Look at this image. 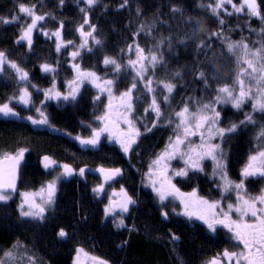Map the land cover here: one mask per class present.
Instances as JSON below:
<instances>
[{
	"label": "trees",
	"instance_id": "16d2710c",
	"mask_svg": "<svg viewBox=\"0 0 264 264\" xmlns=\"http://www.w3.org/2000/svg\"><path fill=\"white\" fill-rule=\"evenodd\" d=\"M212 2L214 0H128L124 4V0H100L88 9L84 0H64L63 5L59 0H0V17H21L16 23H0V51L6 54L5 65H10L7 61L15 62L28 73L29 81L38 87H48L54 79L64 93L68 82L75 77L72 68L75 63L82 70L95 71L104 79L116 80L113 96L117 97L130 87L135 76V71L126 66L129 59H136L135 49L129 51L128 45L136 42L147 54L148 49L157 50L154 45L162 37L173 38L171 51L167 44L158 49L163 52L167 63L163 67L157 66L154 71L150 70L147 75L154 81L153 88L158 99L166 93L162 92V86L156 81L171 80L177 85L168 103L161 100V109L167 113L157 121L154 113L144 111L152 94L146 91L142 82H138L133 92L138 99L134 101L132 118L142 135L127 154L118 145L108 142L96 151L77 146L75 137L89 132L88 127L95 124V118L105 113L108 101V94H101L88 82L81 86L75 102L44 100L41 92L36 94L35 108L29 107L27 114L37 118L34 116L36 108H41L57 132L36 129L29 122L24 124L12 118L0 119V152L14 151L20 147L29 149L21 167L18 190L9 201L0 202V258L7 259L4 253L10 250L13 253L11 259L16 264H28L30 261V264H74L76 249L81 247L109 264H206L230 246L227 241L229 236L225 235L223 228L212 232L204 222L175 212L168 213L167 218L163 217L161 205L153 191L140 186L148 164L164 151L169 137L173 136L175 126L168 123V113L172 114L169 109L172 106L174 110L182 108L190 97L208 102L215 96L218 86L232 83L238 71L236 56L240 55L239 50L236 55L228 54L221 39H209L208 33L221 30V25L208 9L199 8L198 5ZM18 3L34 4L37 14H50L39 22L40 30H34L31 50L25 41L18 42L21 25L31 22L18 12ZM234 3L239 4L240 0H234ZM258 3L264 13V0H258ZM121 4L124 7H120ZM172 6L184 9L183 17L179 13L173 14L170 11ZM226 7L231 11V5ZM81 8L88 11L90 24L96 26L95 35L102 44L95 45L88 38L92 51L79 49L80 56L73 60L71 53L78 50L82 43L77 31L85 15ZM189 17L192 22H185ZM221 18L225 21L223 34L230 40L244 39L251 48L259 47L260 42H264V35H261L264 21L260 18H249L246 13L228 16L223 11ZM197 20L204 31L198 30ZM61 21L64 23L63 41L71 40L74 43L57 52L56 37L50 33L59 27ZM142 24L145 30L134 35ZM152 25L151 35H148V27ZM44 31L49 35H44ZM84 31H90L88 25L84 26ZM181 39H186L184 45L179 43ZM201 40L210 43L211 48L198 52L196 45ZM105 56L115 57L125 67L116 74L111 66L103 64ZM45 63L56 69L52 78L41 73V65ZM213 63L215 72L210 66ZM200 69L217 77L209 80L210 87L207 89L195 78V73ZM176 71L182 72V79H172ZM6 78L16 80L15 76L0 75V103L9 96L6 88L10 86L2 82ZM97 96L99 100L94 99ZM190 106H195V100ZM218 110L221 111V127L239 123L246 112L252 111L251 102L241 110L230 105L218 106ZM254 116L258 121L256 125L243 127L237 134L227 137L226 142L222 143L219 139L214 141L221 143L226 153L228 178L235 182L241 180L240 173L248 157L255 153L258 146L264 145V141L257 139L260 126L264 125V114L255 113ZM153 121H157L155 127H152ZM145 126L152 130L146 132ZM191 140L197 144L200 142L199 137ZM46 155L70 164L76 171L71 178H63L59 182L55 204L47 210L43 221L21 217L18 192L37 189L50 177L42 164V158ZM174 161L173 168H185L183 159L177 157ZM98 166L120 168L122 174L116 181L138 196L137 204L124 217L123 227H117L111 216L105 215L104 200L93 192L94 185L99 182L93 170ZM202 167L203 171H190L187 177L172 176L171 171L169 175L180 190L190 192L196 189L197 195L204 199L216 201L221 198L225 201L228 196L226 193L222 196V188L218 187L222 181L218 175H213L211 160L205 159ZM80 168H85L83 176L79 175ZM244 183L249 188L248 192L254 194L264 186V178H248ZM60 228L68 233L67 237H58ZM173 234L179 239L172 240ZM19 254L24 255L22 260L17 258ZM6 262L10 264L8 260Z\"/></svg>",
	"mask_w": 264,
	"mask_h": 264
},
{
	"label": "snow or ice",
	"instance_id": "6c2138e0",
	"mask_svg": "<svg viewBox=\"0 0 264 264\" xmlns=\"http://www.w3.org/2000/svg\"><path fill=\"white\" fill-rule=\"evenodd\" d=\"M100 0H84V3L91 9L98 4ZM128 0H124V4H127ZM59 3L63 5L64 0H59ZM121 4L120 7H124ZM231 5V11L226 7ZM199 8L208 9L213 16L218 19L221 25V30L212 31L208 33L209 39L212 37L222 40V43L226 45V51L228 54L236 55L239 50L240 55L236 56V63L238 71L231 84L225 83L218 86L215 89V96L208 100V102H202L194 97L189 98V102H186L179 111H175L173 114L178 119L175 128L173 130V136L169 137V143L166 145L163 152L159 153L152 164L149 166V183L153 191L158 196L162 207H166L163 204L169 197L178 199L183 206L182 215L189 219L195 218L205 223L207 228L215 232L218 227L227 229L231 235V239L235 242V246L239 250H232L225 248L222 252L212 257L206 262V264H264V189L260 194L250 196L247 194L244 181L248 178L261 177L264 178V145H260L256 148L255 153L248 157L247 163L241 170V180L234 182L228 178L226 171V153L221 146V143H216L219 139L222 143L226 142V138L233 134H237L239 130L248 125H256L258 121L255 119V113L264 114V42H260L259 47L251 48L249 44L241 39L239 41L230 40L223 34V26L225 21L221 18V11L228 16L233 14L246 13L249 18L256 17L264 21V13H262L261 6L258 0H240V3H234V0H214L212 3L199 4ZM18 12L23 14L25 18L30 19V23L21 25L19 41H25L29 50L33 45V32L39 29V22L44 21L46 16L50 15L37 14L36 5H27L25 3L17 4ZM83 12L84 20L77 28L81 37L82 43L79 45L78 50L73 51L71 56L75 60L80 56L79 49H87L88 52L92 51V48L88 46V38L94 41L95 45H101L102 41L95 35L96 26L90 24L88 18V11L85 8L80 9ZM139 14V9L137 10ZM170 11L173 14L179 13L183 17L184 9L172 6ZM20 15H13L11 18L0 17V23L10 24L20 21ZM187 23L192 22V18L189 17L185 21ZM199 25L198 30L204 31V28L199 20L196 21ZM88 25L90 31L85 32L84 26ZM64 27L63 21L60 22L59 27L51 32L50 35L56 37V51L59 52L61 48L72 45L74 42L69 40L64 42L62 39V29ZM152 27L149 26L147 34L151 35ZM239 27V25H238ZM144 25L142 24L139 31L134 35H139L144 31ZM44 35H49V32L44 31ZM195 31L193 36H195ZM261 35H264V29H261ZM172 37H162L154 45L153 49L146 50L136 42L128 45V50L135 49L136 59H129L127 61V67L132 68L135 71L130 87L121 92L119 97L116 98L118 102L113 104V87L116 84L114 79H104L97 75L95 71L82 70L79 64H73L72 68L75 71V77L70 80V89L67 93H61L55 89V84L49 89L44 90L45 98L48 100L56 99L58 101L75 102L78 94L80 93L81 86L88 82L95 88L99 89L101 93H107L109 97L108 105L104 115L96 117L97 120L103 122V126L98 129H93L91 137L83 139L79 136L76 137L82 145L95 146L99 143L100 136L103 133H108V138L115 140L124 153H129L133 145L137 143L138 138L142 135L139 128L136 126V122L132 118L135 112L134 101L138 97H134L133 92L137 89L138 82H142L146 91L152 94L151 101L148 107L145 108V112H153L157 118V121L163 116L161 109V100L164 103H168L171 94L175 91L177 85L171 80H159L155 83L162 86L163 94L159 99L155 94L153 88V79L148 76L147 73L154 71L157 66L163 67L167 61L163 55V52L158 51L161 46L167 44L169 51L172 49ZM191 39V37H186ZM186 39L179 40L181 45L186 43ZM206 48H211V44L205 40H201L196 45V50L203 51ZM123 51V50H122ZM6 63V54L0 51V71L3 70ZM12 68L16 70L20 81L28 80V73L20 68L15 62L7 61ZM105 66H111L116 74H119L124 65L117 61L115 57L105 56L103 59ZM213 71H216L215 64L210 65ZM43 72H54L55 68L47 63L41 65ZM195 78L205 85L207 89L210 87L209 80L217 79L216 76H210L208 72L203 69L198 70L195 73ZM172 79H182V72L176 71L173 73ZM247 82V83H246ZM35 88V85H32ZM18 99L20 103L24 105H31L32 93L27 87L20 89V95L13 97ZM99 100L100 97L94 98ZM195 100V110L190 106L192 101ZM251 102V112L244 114V119L239 123H230L228 126L221 127V111L218 110V106L230 105L236 110H241L246 103ZM43 104V101H41ZM36 112L39 113L40 119H34L33 117H27L33 124L36 125H48L49 121L47 115L41 108H36ZM0 114L4 117L19 116L8 103L0 104ZM157 121H153L152 127L156 126ZM169 125L172 124V120H168ZM121 124L125 125V128L121 127ZM152 129L145 126V131L150 132ZM199 137V143H193L192 137ZM257 139L264 141V125L260 126V131L257 134ZM29 149L20 147L14 151L0 152V202L6 203L12 198V194L16 191V183L20 175V168L25 158V153ZM181 158L185 162V168L179 171L173 170L172 176L187 177L189 172L203 171L202 162L205 159H211L214 163L213 175H218L222 184L218 187L222 188V195L225 193H236V202L228 203L227 210L225 211L221 207L220 201H209L197 195L196 189H193L190 193H182L175 184L172 183V176L169 175V161L175 158ZM43 166L45 169L53 168L58 164L49 156L42 158ZM62 168V172L53 179L48 181L45 185H42L38 192H23L22 202L18 205V209L21 217L30 218L36 221H43L45 213L49 207L55 203V196L57 190V181L61 176L67 177L73 175L76 171L69 164L59 165ZM153 169H156L154 172ZM79 175L83 176L85 168H80ZM99 171L103 174L104 181L108 182L114 180L116 177L122 174L120 168H100ZM104 190V184L98 185L93 189V192L100 193ZM114 196H120L119 201H114L110 198L109 204L105 207V215L115 213L117 209L120 212L126 213L129 211V206L134 205L136 201L128 195L126 190L121 187L119 193H113ZM40 197V202H37L36 197ZM175 211V209H173ZM237 214L238 218L233 219L232 214ZM161 215L165 218L168 216V212L162 211ZM117 227L124 226V220L120 219L116 225ZM58 237L65 238L68 233L60 228L57 232ZM172 240H178L179 237L172 235ZM126 243V242H125ZM77 256L74 260V264H82L81 254L87 259L91 260L93 264H108L107 261L98 257L89 256L85 253L83 248L76 249ZM4 257L13 258L12 251H6ZM0 264H7V262L0 258Z\"/></svg>",
	"mask_w": 264,
	"mask_h": 264
},
{
	"label": "rangeland",
	"instance_id": "374dc122",
	"mask_svg": "<svg viewBox=\"0 0 264 264\" xmlns=\"http://www.w3.org/2000/svg\"><path fill=\"white\" fill-rule=\"evenodd\" d=\"M11 69H10V71H11V74H17L16 73V70L14 69V68H12L10 65H8ZM42 70V69H41ZM44 73V75H47L48 77H53L55 74H56V69H55V71L54 72H43ZM17 77H18V74H17ZM29 80V79H28ZM53 84H55V89L57 90V91H59V92H61L60 90H59V86H58V84H57V82L53 79V80H51V84L48 86V87H44V88H41V87H38L36 84H35V88H33V87H31V85H34V84H26V85H24L25 87H27L28 88V90L32 93V101H34L35 100V96H36V94H39V92H41L40 93V95H43L44 96V100H46V98H45V95H44V90L45 89H49V88H51L52 86H53ZM95 88V87H94ZM69 89H70V86L69 85H67V89H66V91H64V93H67L68 91H69ZM97 89V88H96ZM97 91H99V89H97ZM100 92V91H99ZM61 93H63V92H61ZM101 93V92H100ZM101 94H107V93H101ZM119 96H117V97H115L114 96V99H113V104H116L117 103V99L116 98H118ZM56 100V99H55ZM107 100L108 101H106V103H107V105H108V102H109V97H107ZM106 105V106H107ZM181 109V108H180ZM180 109H178V110H174V106H172V109L170 108L169 110H170V112H172V114H170V113H168L169 114V119H171L172 120V126L174 127L175 125H176V123H178L179 121H178V119L174 116V112L175 111H179ZM193 110H195V106H193V108H192ZM27 112H30V109H28L27 110ZM153 113V112H152ZM165 113H167V112H165ZM164 112H163V114H165ZM30 115L29 114H27V117H29ZM34 116H36L37 118H34V119H40V115H39V113L38 112H36L35 114H34ZM32 117V116H31ZM155 120H157V118L155 117ZM95 122H97V119L95 118ZM35 126H40V127H48V128H51V129H53L54 130V128H52L50 125H36V124H34ZM92 125H90L89 126V128H91L92 129ZM126 126L125 125H123V127L122 128H125ZM57 130V129H56ZM198 137V136H197ZM192 138H194V137H192ZM118 144V143H117ZM118 146H119V148L121 149V147H120V144H118ZM153 160H155V158L153 159ZM152 160V161H153ZM175 159H173V160H171V161H169L168 163H169V169H168V171L170 172H173V170H175V171H179L180 169H183V167H181V168H173L174 167V165L172 164V163H174L175 161H174ZM211 160V159H210ZM152 161H151V163L150 164H148V167H147V169L144 171V173H143V175H142V183L140 184V186H142V187H145V188H148V189H151L152 191H153V189H152V187H151V185H150V183H149V166L152 164ZM211 162L213 163V161L211 160ZM59 165H62L61 163H58L56 166H54L53 168H49L48 169V174H50V177L45 181V182H43V184L42 185H45L48 181H50V180H53V179H55L58 175H59V173H61L63 170H62V168L61 167H59ZM213 165H214V163H213ZM173 168V169H172ZM153 171L155 172L156 171V169H153ZM170 174V173H169ZM171 176V175H170ZM63 178H65L64 176H61L60 177V179L57 181V185H58V183L63 179ZM235 182V181H234ZM172 183H173V181H172ZM174 184V183H173ZM221 184H222V182H221ZM41 185V186H42ZM41 186H39L37 189H26V190H20V192H18L19 193V199H20V203L22 202V199H23V197L21 196V193H23V192H38L39 191V189L41 188ZM246 188V190H247V194L248 195H250V196H255V195H258V194H260V192H261V190L262 189H264V187L263 188H261V189H259V190H257V192L256 193H254V194H252V193H249L248 192V190H249V188L246 186L245 187ZM180 190V189H179ZM107 191V204L106 205H108L109 204V200H110V198H112L110 195H109V191L108 190H106ZM181 191V190H180ZM154 192V191H153ZM182 192V191H181ZM190 192H192V191H190ZM190 192H182V193H190ZM155 193V192H154ZM14 194V193H13ZM12 194V197L14 196ZM227 194V196H228V198H225L224 200L225 201H222V199L221 198H219L218 200H216V201H220V203H221V207L226 211L227 210V204L228 203H235L236 202V193L235 192H233V194L232 195H230V193H226ZM155 196L157 197V199H158V201H159V203H160V205H161V208H162V211H166V212H168V213H173V212H175V213H180L181 215H182V213H183V206L180 204V201L178 200V199H173V198H171V197H169V199L168 200H166V201H164L163 202V204L164 205H166V207H162V204H161V202H160V200H159V198H158V196L156 195V193H155ZM223 196V195H222ZM200 197V196H199ZM228 199V201H226ZM36 200H37V202H40V197L39 196H37L36 197ZM19 203V204H20ZM54 205V204H53ZM53 205L51 206V207H49L48 209H51L52 207H53ZM173 209H175V211H173ZM129 212H131V211H129ZM107 216H111V218L114 220V223L117 225V223H118V221L120 220V219H123L124 220V217H119V216H116V213H111V214H109V215H107ZM184 216V215H183ZM232 217H233V219H237L238 218V216H237V214H235V213H233L232 214ZM192 219H195V218H192ZM196 220H198V219H196ZM201 221V220H200ZM203 222V221H202ZM81 248V247H80ZM85 251V250H84ZM85 253H87L86 251H85ZM89 256H93V255H91V254H89V253H87ZM18 256V255H17ZM76 256H77V252L75 253V255H74V259H73V263H74V260H75V258H76ZM93 257H96V256H93ZM17 258H19L20 260H22L23 258H24V255H20L19 254V257H17ZM99 258V257H98ZM101 259V258H100ZM6 260H8V261H10V264H16V261H14V260H12V259H10V258H7V259H5V261ZM103 260V259H102ZM31 262V261H30ZM30 262H28V264H30ZM81 262H82V264H93V262L91 261V260H89V259H87L83 254H81ZM8 264V263H7ZM108 264H109V262H108Z\"/></svg>",
	"mask_w": 264,
	"mask_h": 264
},
{
	"label": "flooded vegetation",
	"instance_id": "af4514ba",
	"mask_svg": "<svg viewBox=\"0 0 264 264\" xmlns=\"http://www.w3.org/2000/svg\"><path fill=\"white\" fill-rule=\"evenodd\" d=\"M10 67L9 66H7V64L5 65L4 64V67H3V72L0 74V75H7V76H15L16 77V80L14 79H3L2 80V82H4V83H7L8 84V86H10L9 88H6V91L7 92H9V96L6 98V100H4L2 103H0V104H3V103H8L9 105H10V107H12L17 113H19V116H9V117H4L2 114H0V119H6V118H12V119H14V120H19V121H22V123H24V124H27L28 122L29 123H31V125L32 126H34L36 129H40V130H48L49 132H57L58 130H56V128L55 127H53V126H51L49 123H48V125H50L52 128H54V130L53 129H51V128H48V127H40V126H35L30 120H28L27 119V110H28V108L29 107H34V101H32L33 103L31 104V105H24V104H22V103H20V101L18 100V99H13V97H18L19 95H20V89L21 88H25V86L24 85H26L27 83L28 84H34L33 82H31V81H29V80H27V81H20L19 80V78L17 77V74H11V71H10ZM41 73H42V75H44V73H43V71L41 70ZM13 83H15V84H13ZM31 87H32V85H31ZM35 108V107H34ZM104 115V114H103ZM93 127H92V129L91 128H89L88 127V129H90L89 130V132L87 133V134H85V135H78V136H83V137H86V138H88V137H91V135H92V131H93V129H98V128H100V127H102L103 126V122L102 121H99V120H97V122H95V124H93L92 125ZM121 127H123V124H121ZM77 137V136H76ZM76 137H75V142H76ZM114 143L115 145H118L117 144V142L115 141V140H113V139H109L108 138V133H103L102 134V141H101V145H100V148H101V146L103 145V144H105V143ZM76 144H77V142H76ZM78 146V145H77ZM99 148V149H100ZM98 149V150H99ZM88 150H91V149H88ZM53 160H55V161H57L58 163H61V162H59L58 160H56V159H54V158H52ZM42 164H43V162H42ZM62 165L63 164H68V163H65V162H62L61 163ZM70 165V164H69ZM99 167V166H98ZM104 167H106V166H104ZM97 168V167H96ZM47 171H48V169H47ZM94 171V170H93ZM75 173V172H74ZM74 173H73V175H74ZM73 175H71V176H67V177H65V179H68V178H71ZM97 177H98V179H99V182H97L95 185H94V187H93V189L94 188H96L98 185H100V184H102L103 183V181H102V179L97 175ZM118 178V177H117ZM117 178L116 179H114V180H112V181H110L109 183H103L104 184V190L102 191V192H100V193H95V194H97L98 195V197L99 198H101L102 200H104V206L106 207L107 205V191L106 190H108L109 191V195L112 197L111 199L113 200L114 199V196H113V194H112V191L114 190V189H119V188H121V187H124V188H126L123 184H121V183H118L116 180H117ZM58 185H59V183H58ZM58 185H57V187H58ZM264 187V186H263ZM262 187V188H263ZM127 190H128V192L134 197V199H135V201H136V203L133 205V206H131L130 207V209H129V211H131L132 210V208L137 204V202H138V196H135V195H133V193H131V191L128 189V188H126ZM179 189V188H178ZM57 191V190H56ZM182 192H185L184 190H181ZM154 193V192H153ZM154 195H155V193H154ZM56 197V196H55ZM55 201H56V198H55ZM55 204V203H54ZM126 212V213H123V212H118V211H116L115 213H116V216H119V217H125V216H127L130 212ZM47 212V211H46ZM222 227H218L217 229L219 230V229H221ZM224 229V228H223ZM225 235H228L229 237H228V239H227V241H228V243H230V246L227 248V249H229L230 251H232V250H239V248L238 247H236L235 246V242L231 239V235H230V233H228V231H227V229H225ZM224 250V249H223ZM222 250V251H223ZM221 251V252H222Z\"/></svg>",
	"mask_w": 264,
	"mask_h": 264
},
{
	"label": "water",
	"instance_id": "95a60500",
	"mask_svg": "<svg viewBox=\"0 0 264 264\" xmlns=\"http://www.w3.org/2000/svg\"><path fill=\"white\" fill-rule=\"evenodd\" d=\"M2 72H3V70L0 71V74H1ZM79 137H81V138H83V139H87L86 137H83V136H79ZM88 138H89V137H88ZM101 141H102V135L100 136L99 143H98L97 145H95V146H91V145H82V144L80 143V141L76 139V142H77V145H78L79 148H81V149H83V150L91 149V150H94V151H96V150H98V149L100 148ZM24 159H25V158H24ZM23 162H24V161H23ZM23 162H22V164H23ZM21 166H22V165H21ZM100 168L109 169V168H115V167H104V166H99V167L95 168L94 171H93L96 175H98V176L102 179L103 183H109L110 181H108V182H105V181H104L103 174L99 171ZM20 169H21V168H20ZM116 178H117V177H116ZM116 178H115V179H116ZM19 180H20V175H19V178H18L17 183H16V190L18 189ZM111 181H112V180H111ZM123 188H124V187H123ZM120 189H121V188H119V189H114V190L112 191V194H113L114 192H115V193H119ZM124 189L126 190V192L128 193V195H130V196L134 199V197L128 192V190H127L126 188H124ZM113 196H114V195H113ZM120 199H121V197L117 195V196H114V199H113V200H114V201H119ZM134 200H135V199H134ZM131 206H133V205H130V206H129V209H130ZM116 211L120 212L119 209H117Z\"/></svg>",
	"mask_w": 264,
	"mask_h": 264
}]
</instances>
